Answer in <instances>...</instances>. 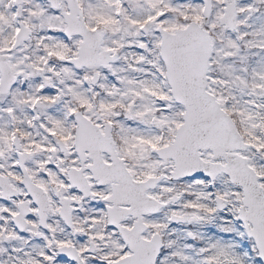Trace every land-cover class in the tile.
Here are the masks:
<instances>
[{"label":"snow or ice","instance_id":"obj_1","mask_svg":"<svg viewBox=\"0 0 264 264\" xmlns=\"http://www.w3.org/2000/svg\"><path fill=\"white\" fill-rule=\"evenodd\" d=\"M0 264H264V0H0Z\"/></svg>","mask_w":264,"mask_h":264}]
</instances>
